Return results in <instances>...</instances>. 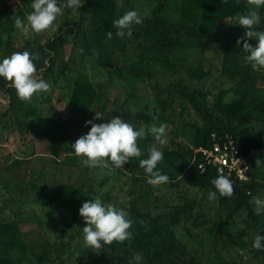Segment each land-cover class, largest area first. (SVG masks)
Segmentation results:
<instances>
[{
  "label": "rangeland",
  "instance_id": "obj_1",
  "mask_svg": "<svg viewBox=\"0 0 264 264\" xmlns=\"http://www.w3.org/2000/svg\"><path fill=\"white\" fill-rule=\"evenodd\" d=\"M112 1L113 9L107 14L108 1L81 0L77 11L65 9L58 17V27L26 37L15 27V18H26L32 0H0V58L29 50L38 57L36 75L53 84L50 92L25 102L17 97L11 82L0 77V222L18 223L29 248L27 261L11 264H118L105 247L85 246L82 228L86 222L79 208L95 196L128 211L134 208L157 214L162 227L159 240L182 244L201 264H264V250L252 247L254 235L264 233V214L256 215L253 203L255 197L264 195V165H258L253 189L247 195L254 220L235 197L218 194L216 202H209L208 191L186 186L181 176L186 164L175 155L180 152L186 160L193 159L194 128L202 123L192 105L179 98L178 82L198 90L200 101L210 105L221 91L226 93V101L234 100L244 94L248 84L264 100V69L253 70L247 53L230 52L224 73L227 49L221 42L213 38L202 46L181 32L184 46L166 53V63L148 61L147 47L133 37L110 41L113 67L124 69L120 76L109 75L84 55L87 39L96 29L106 32L110 27L115 34L113 20L128 10L138 9L143 18L150 17L159 0ZM181 2L166 1L163 15L174 26L178 25ZM252 7L249 2V9ZM260 13L262 22L257 28L264 30V8ZM234 24L235 18L222 20L217 31L223 39L228 37L241 46L245 29ZM192 27L202 30L203 26L196 21ZM191 66H202L209 71L208 77L201 82L189 79L186 72ZM80 77L105 96L104 122L115 116L136 128L167 122V144L159 145L149 134L142 149V154H148L155 143L172 154L170 162L160 165L170 178L167 183L154 187L126 163L114 170L83 164L72 144L90 128L84 124L86 116L68 111L73 84ZM101 102L91 112L98 111ZM231 124L238 127L237 122ZM238 130L264 141V116L253 112L251 121ZM51 144L57 148L55 157ZM258 156L264 160V151Z\"/></svg>",
  "mask_w": 264,
  "mask_h": 264
},
{
  "label": "trees",
  "instance_id": "obj_2",
  "mask_svg": "<svg viewBox=\"0 0 264 264\" xmlns=\"http://www.w3.org/2000/svg\"><path fill=\"white\" fill-rule=\"evenodd\" d=\"M108 1V7L105 11L109 14L112 11V0ZM167 0H159L155 8L151 12L150 17L143 18V23L133 27L131 37L136 41L142 42L147 47V60L156 63H166V53L175 51L184 46V39L181 32L194 40H197L200 45L204 46L208 40L216 38L227 51L224 53L222 71H228L227 61L228 55H236L239 52H245L243 41L241 46L234 45L227 38L223 39L217 31L218 23L222 20L232 19L237 13H244L249 10L250 0H182L180 8V17L178 25L170 24L163 15L166 8ZM200 21L202 30L192 27V23ZM113 30L109 27L106 32L96 29L93 34L87 39L84 46V55L90 57L96 66L105 70L109 75L113 73L120 76L123 71L122 66L113 67V53L110 52L108 45L112 40H117L118 37L113 32V37L108 39L106 33ZM127 37V36H126ZM248 39L252 44L253 39ZM125 49L124 42H121V50ZM246 53V52H245ZM133 75H139L138 72H132ZM142 73V72H141ZM187 76L191 80L198 82L203 81L209 75V71L202 66H191L187 69ZM252 85V84H251ZM177 88L182 100L189 102L193 109L201 118V125L194 128L192 139L193 150L199 148L210 149L212 146V134L221 135L224 132L234 136L236 145L240 151L248 158L250 164L248 182H235L234 194L247 214L256 220L254 211L250 205L249 198L253 189V181L257 172L258 165L256 161L259 159L258 153L264 151V141L259 137H255L246 133H241L238 128L247 125L251 121L252 113L257 112L264 116V100L257 98L252 92L254 86H246L244 94L231 101H226V93L221 91L213 104H208L206 100L200 101L198 90H190L189 87L182 83H177ZM105 96L99 94L96 88L83 77L77 79L71 91L68 111L71 114H80L86 116L84 119L93 120L96 123L104 122L103 117H95L96 112L103 113L106 110V104L103 102ZM102 101V102H101ZM97 102H101L98 111L91 112L92 107ZM145 120H149V116H143ZM231 122H237L238 127H235ZM88 128L91 125H87ZM146 139L139 138L137 143L142 149L145 148ZM52 155H57V148L54 144L50 145ZM164 159L158 165L170 162V155L167 150H163ZM175 155L185 163V171L181 175L186 186L203 191L214 190L211 181L216 177L215 172L208 168L204 173H201L199 165L203 161V156L200 153L194 152L193 159L186 160L187 156L176 152ZM148 154H142L141 157H133L130 164V171H137L143 179H146L144 169L140 166L139 160L147 158ZM161 170V168H160ZM162 171V170H161ZM163 172V171H162ZM164 173V172H163ZM63 189V188H62ZM61 194V191L59 192ZM65 206H69L67 202ZM130 218L133 220L130 231L133 233L131 239L124 242L114 241L111 245L104 247L116 257L118 264H134L132 261L133 254L141 253L144 257V262L149 264H201L193 257L186 248L174 241H161L162 236L161 217L153 212L141 213L132 208ZM24 232L20 229L18 223L13 221L0 222V264H11L12 262L21 263L29 258V248L24 238ZM156 247V248H154ZM40 258V257H39Z\"/></svg>",
  "mask_w": 264,
  "mask_h": 264
},
{
  "label": "clouds",
  "instance_id": "obj_3",
  "mask_svg": "<svg viewBox=\"0 0 264 264\" xmlns=\"http://www.w3.org/2000/svg\"><path fill=\"white\" fill-rule=\"evenodd\" d=\"M253 7L244 13H237L235 24L245 29L243 49L247 53L246 59L253 70L264 69V30L257 28L262 22L260 9L264 8V0H250ZM81 0H32L31 9L26 18L16 16L15 27L21 34L29 37L33 34L45 32L55 24L58 17L64 14L65 9H77L82 5ZM118 38L131 37L133 27L143 23V16L138 9L126 11L113 20ZM106 37L111 39L113 32L108 31ZM255 40V45L248 42ZM239 43V41H238ZM34 56L29 50L15 51L0 58V77L10 81L16 90L17 97L30 102L34 95L48 93L53 84L36 75L37 67ZM95 117H103V113H94ZM158 120V117H153ZM91 125L86 134L80 136L73 144L74 153L83 157V164L89 168L109 167L110 170L121 169L133 157H141L142 150L138 146V139L149 134L159 145L167 144V122L153 123L150 127L136 128L132 123L120 116L107 119L106 122L96 123L93 120L85 121V126ZM164 153L154 143L148 149L147 158L139 160L144 169L147 182L152 186H160L169 181V176L163 173L158 165L163 161ZM256 165H264V160L258 159ZM211 184L214 190L207 192L209 202H216L219 197H231L234 194V182L226 174L216 176ZM255 214H264V195L254 198ZM79 214L86 222L82 228L85 246L102 248L111 245L114 241L124 242L131 239L130 231L133 220L126 207H120L116 202L106 203L101 196H95L82 203ZM264 233H256L252 240V247L264 250ZM134 264H142L144 257L141 253L133 254Z\"/></svg>",
  "mask_w": 264,
  "mask_h": 264
},
{
  "label": "built area",
  "instance_id": "obj_4",
  "mask_svg": "<svg viewBox=\"0 0 264 264\" xmlns=\"http://www.w3.org/2000/svg\"><path fill=\"white\" fill-rule=\"evenodd\" d=\"M210 149L199 148L195 152L203 156L199 165L201 173L208 168L212 169L216 176L228 175L233 182H248L250 180V164L248 158L236 145L232 134L224 132L221 135L213 133Z\"/></svg>",
  "mask_w": 264,
  "mask_h": 264
}]
</instances>
